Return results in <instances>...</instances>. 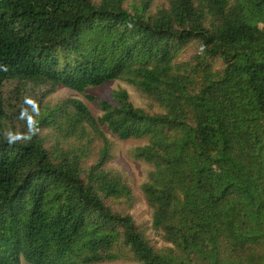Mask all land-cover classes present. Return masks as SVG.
<instances>
[{"label":"trees","instance_id":"16d2710c","mask_svg":"<svg viewBox=\"0 0 264 264\" xmlns=\"http://www.w3.org/2000/svg\"><path fill=\"white\" fill-rule=\"evenodd\" d=\"M151 2L0 0V264H264V0ZM119 79L150 109L4 97ZM108 133L145 141L149 227Z\"/></svg>","mask_w":264,"mask_h":264},{"label":"rangeland","instance_id":"374dc122","mask_svg":"<svg viewBox=\"0 0 264 264\" xmlns=\"http://www.w3.org/2000/svg\"><path fill=\"white\" fill-rule=\"evenodd\" d=\"M167 1L152 0L151 8L156 11L158 8L165 6ZM141 3L142 0H127V5L130 6L140 5ZM119 89H126L130 94L132 102L136 106L150 109L148 99L133 84L120 79L109 81L96 87H90L85 93H79L65 86H60L53 90L48 85H24L18 81H8L4 87V97L7 103H12L8 106L11 118L17 117V115L13 114V104L20 105L19 107H21L22 99H24L26 109L35 110L38 104H42V106L55 105L69 97L82 99L96 115H99L102 113L98 106L99 99H106L113 102V94ZM108 136L113 143V158L110 161V166L118 169L128 177L137 197V202L131 210V213L137 223L149 227L152 222V209L142 190V184L147 180L151 166L145 161L136 159L133 156L134 149L137 146L143 145L145 141L134 139L122 140L111 133H108ZM217 169L223 174L228 173V167L219 166ZM149 233L157 245H163V240L154 230L150 229Z\"/></svg>","mask_w":264,"mask_h":264}]
</instances>
